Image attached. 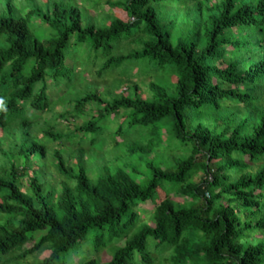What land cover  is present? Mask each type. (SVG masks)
I'll use <instances>...</instances> for the list:
<instances>
[{
  "label": "trees",
  "instance_id": "trees-1",
  "mask_svg": "<svg viewBox=\"0 0 264 264\" xmlns=\"http://www.w3.org/2000/svg\"><path fill=\"white\" fill-rule=\"evenodd\" d=\"M107 4L124 13L102 28L85 25L80 8L67 1L21 16L8 0L9 15L0 17V264H28L44 252L33 264H264V0ZM168 9L186 15L175 42L170 27L180 20H170ZM35 15L58 35L35 37L29 24ZM122 41L138 48L117 55ZM87 43L105 60L89 81L139 62L173 81H151L148 98L133 82V96L84 95L59 116L81 117L97 104L98 120L73 133L59 129L58 118L40 123L41 115L54 114L50 92L69 78L66 51ZM111 115L150 129L145 144L128 148L131 158L147 159L164 134L186 154L157 155L142 179L137 168L105 164L93 181L81 138ZM74 140L75 149L68 146ZM156 202L152 223L143 221L139 207ZM93 231L100 234L92 241ZM149 239L170 254L155 259ZM121 241L124 246H111ZM90 243L98 252L112 248L109 262L76 263Z\"/></svg>",
  "mask_w": 264,
  "mask_h": 264
},
{
  "label": "rangeland",
  "instance_id": "rangeland-1",
  "mask_svg": "<svg viewBox=\"0 0 264 264\" xmlns=\"http://www.w3.org/2000/svg\"><path fill=\"white\" fill-rule=\"evenodd\" d=\"M7 1L8 0H0V17L9 15ZM58 1H67L78 6L81 10L84 24H95L99 28L110 25L112 20L115 18H122L121 15L124 13L119 9H111L107 4V0H13V3L17 7L18 14L25 16L30 9L37 7L42 8L45 10V12H47L53 3ZM167 13L170 15V20H174L175 17L180 20L179 26H172L170 24V32L173 36L172 40L175 42L176 38L174 34L180 30L181 26L183 25L182 19L185 18L186 15L183 14V16L180 17L174 13V10L171 9H168ZM29 24L35 37L40 40L45 41L58 35V32L55 29L42 22V19L39 15L32 17L29 21ZM121 43V45H116L117 55L126 54L134 48H138V46L135 44H125V41H122ZM103 62H105V60L103 59L101 53H96L94 50H92L89 43L85 45H71L66 51V67L70 70L69 78L66 80H60L56 83L58 87H56L54 91L52 90L50 92L51 98L55 101L51 108L54 114L50 113L41 115L39 122H48L52 124L54 123V120L58 118L56 120L57 124L59 125L58 128L63 130L65 133H73V131H75L76 128L82 126L84 122L98 120L97 117L99 114V107L97 104L88 105L86 112L81 117L73 115L76 118L70 116L69 120L66 121L64 118L59 116V113H64L63 111L68 109L74 110L76 100L83 97L84 95L90 92H98L105 100L109 101L121 95L133 96L135 92L130 87L133 82L140 86V95H142L144 98H148L150 97L149 84L151 81L159 83L169 82L171 80L173 81V78L169 76H165L161 73L156 74L155 70L150 65H146L145 62L135 63L134 66L127 67L125 64L113 72L106 73L104 77L100 78L99 80L93 82L89 81L102 68L104 64ZM32 63L33 62L31 61L29 66H31ZM49 84H53V82L49 81ZM127 88L128 90L125 91ZM62 94L64 97H62ZM60 97H62L61 100ZM34 114L39 115L40 113L34 112ZM37 125H39L37 121H34L31 128L32 133ZM99 127L100 128L98 131L87 133L83 138H81V140L83 139V142L81 143L82 148L85 150L86 166L89 176L93 181H96L99 176L104 173V169L107 167L105 164H108L113 168L121 167L129 172H132L135 168H137L139 171H141V173L136 177L138 179H142L141 176L143 174H149V176L151 175L149 169H147V164L148 162H154L157 158V155L161 158H169L181 157L186 154L183 149H176V146L180 145L179 141L173 139V141L168 140L167 142L166 140L168 136L164 134L161 146L151 153L147 159L144 158L143 160H140V157L131 158L128 148L145 144L151 137L149 128H131L127 124L126 120H120L114 115L99 121ZM120 128H122V134L119 136L120 138H117L116 132ZM37 135L38 138H43L41 130H37ZM115 139L120 142V145L115 144ZM77 141L78 140H74L73 142L68 143V146L75 149L78 146ZM57 179V182L61 181L59 176ZM200 179L201 175H197L194 178V182L199 181ZM207 197L209 196L207 195ZM175 200L180 203L185 202V199L181 197H175ZM156 204L157 202L144 204L139 207V215L143 221H148L150 224L152 223V212L155 210ZM96 233L100 234V232L96 231L91 232L92 241L94 239L93 236ZM109 244L110 243L107 245ZM33 245L34 242L29 243L26 247L31 248ZM111 246H124V242L121 241L115 245L111 244ZM111 249L112 248L106 247L98 252L93 248V244L90 243L81 251L78 257H75V261L78 263L82 259L86 258L98 259L101 262L106 263L109 262L107 260H109L111 257ZM148 251L155 259L158 258L159 261L164 259L165 255L170 254L171 252V250H168V252L162 253L163 250L161 248H157L156 243L152 239H149ZM45 257H47L46 252L35 254L34 256L27 258V263L33 264L35 261L42 260Z\"/></svg>",
  "mask_w": 264,
  "mask_h": 264
}]
</instances>
